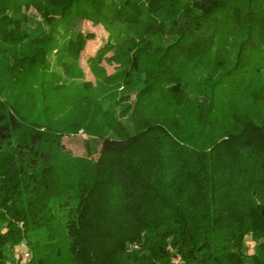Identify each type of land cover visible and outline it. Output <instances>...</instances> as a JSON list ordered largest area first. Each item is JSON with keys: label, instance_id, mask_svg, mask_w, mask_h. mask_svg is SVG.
<instances>
[{"label": "trees", "instance_id": "trees-1", "mask_svg": "<svg viewBox=\"0 0 264 264\" xmlns=\"http://www.w3.org/2000/svg\"><path fill=\"white\" fill-rule=\"evenodd\" d=\"M80 22L107 34L91 80ZM22 244L27 264H264V0H0V264Z\"/></svg>", "mask_w": 264, "mask_h": 264}, {"label": "rangeland", "instance_id": "rangeland-1", "mask_svg": "<svg viewBox=\"0 0 264 264\" xmlns=\"http://www.w3.org/2000/svg\"><path fill=\"white\" fill-rule=\"evenodd\" d=\"M32 11H28L29 14H31ZM77 30L82 33L83 35L85 34H92L93 35V40L91 41H83L84 44V51L81 54L80 58V66L84 72V76L86 80H91V76L88 73L86 64H85V59L88 56H92L96 49L103 43L104 39L106 38L107 34L104 32L102 27L99 24H92L89 22H80L77 24ZM117 50H113L112 52L108 53L102 60V65L106 69L107 73H112L114 70V66H108L105 63L106 57H109L110 55L114 54ZM86 137L85 135L81 132L78 131V134L76 136H68V137H63L61 140L62 143V150L64 153L70 155L71 157H82L84 156L83 149H82V141L85 140ZM96 155H94V158ZM253 242L251 241V238L248 236L245 238V253L247 255H252L253 253ZM26 250L28 254L30 255L29 251L25 248V246L19 245L16 247L12 255H10L9 258L13 259V262H10L11 264H21L20 261L18 263H15V260L13 258L14 253H19V251ZM175 258H173L174 260ZM173 262V261H172ZM27 264V263H23Z\"/></svg>", "mask_w": 264, "mask_h": 264}, {"label": "built area", "instance_id": "built-area-1", "mask_svg": "<svg viewBox=\"0 0 264 264\" xmlns=\"http://www.w3.org/2000/svg\"><path fill=\"white\" fill-rule=\"evenodd\" d=\"M13 258L15 261H20L21 264H23V263H28L30 259V255L26 250H23V251H19V253L17 252L14 253ZM179 263H180V258L175 257V259L173 260V264H179Z\"/></svg>", "mask_w": 264, "mask_h": 264}, {"label": "clouds", "instance_id": "clouds-1", "mask_svg": "<svg viewBox=\"0 0 264 264\" xmlns=\"http://www.w3.org/2000/svg\"><path fill=\"white\" fill-rule=\"evenodd\" d=\"M254 244V243H253ZM253 247H254V245H253ZM253 249V248H252Z\"/></svg>", "mask_w": 264, "mask_h": 264}]
</instances>
